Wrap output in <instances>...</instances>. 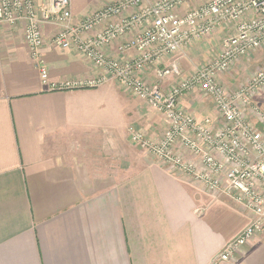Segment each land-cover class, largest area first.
I'll use <instances>...</instances> for the list:
<instances>
[{
  "label": "crops",
  "instance_id": "crops-1",
  "mask_svg": "<svg viewBox=\"0 0 264 264\" xmlns=\"http://www.w3.org/2000/svg\"><path fill=\"white\" fill-rule=\"evenodd\" d=\"M117 1L71 0V8L79 19ZM45 30L51 82L97 76L76 51L52 45L51 26ZM222 38L218 32L188 46L182 77L209 64ZM147 77L155 78L152 70ZM201 94L184 106L218 124ZM132 126L156 137L164 127L158 112L113 79L51 90L23 25H0V264H264V231L232 260H217L250 224V212L172 174L132 142Z\"/></svg>",
  "mask_w": 264,
  "mask_h": 264
},
{
  "label": "built area",
  "instance_id": "built-area-1",
  "mask_svg": "<svg viewBox=\"0 0 264 264\" xmlns=\"http://www.w3.org/2000/svg\"><path fill=\"white\" fill-rule=\"evenodd\" d=\"M197 1L120 0L76 19L71 0H0V25H23L31 58L51 90L95 88L113 79L161 115L160 136L132 126V142L172 174L235 201L251 214L250 224L217 257L228 261L264 231V111L257 102L264 91V65L233 91L220 75L242 59L264 53V0L193 5ZM46 26L54 31L53 46L76 51L93 64L97 76L51 82L42 53ZM218 32L222 49L209 64L182 77L180 58L188 46ZM197 90L213 102L218 124L198 119L184 106V99Z\"/></svg>",
  "mask_w": 264,
  "mask_h": 264
},
{
  "label": "rangeland",
  "instance_id": "rangeland-1",
  "mask_svg": "<svg viewBox=\"0 0 264 264\" xmlns=\"http://www.w3.org/2000/svg\"><path fill=\"white\" fill-rule=\"evenodd\" d=\"M264 65V53L258 52L254 54L249 61L242 59L237 62L232 68L226 73L220 75V80L226 89L233 91L241 86H244L249 80H251L255 71ZM203 95V94H201ZM205 103H208V99L203 95L199 96ZM257 102L264 111V91L257 97Z\"/></svg>",
  "mask_w": 264,
  "mask_h": 264
}]
</instances>
